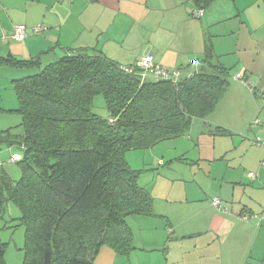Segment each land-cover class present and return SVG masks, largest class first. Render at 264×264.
Here are the masks:
<instances>
[{"label":"trees","instance_id":"16d2710c","mask_svg":"<svg viewBox=\"0 0 264 264\" xmlns=\"http://www.w3.org/2000/svg\"><path fill=\"white\" fill-rule=\"evenodd\" d=\"M213 1L192 0L198 9ZM218 58L207 43L196 70L155 79L94 47L66 50L43 66L38 56H0V64L37 70L12 82L21 132L0 130V146L18 149L10 160L19 155L16 180L0 163V218L8 202L19 210L20 264H94L102 246L133 249L126 217L153 214V196L138 183L144 169L130 167L125 153L186 135L215 110L230 83ZM97 95L106 117L93 110ZM6 247L0 238V264Z\"/></svg>","mask_w":264,"mask_h":264},{"label":"crops","instance_id":"0c3cea01","mask_svg":"<svg viewBox=\"0 0 264 264\" xmlns=\"http://www.w3.org/2000/svg\"><path fill=\"white\" fill-rule=\"evenodd\" d=\"M17 24L26 27L27 34L20 41L11 38ZM37 26L41 30L34 33L32 29ZM213 26L220 28L210 33L208 27ZM224 37L231 39L225 46L220 39ZM207 43L220 62L235 67L225 93L232 91L235 96L231 105L235 108L233 117L249 122L251 117H258L260 120L255 118L257 122L250 123L253 129L247 130L251 131L249 134L264 136L263 100L256 93L264 91V0H214L203 9H198L192 0H0V56H38L42 66L66 50L94 47L122 65H135L140 57L150 54L155 63L169 69L188 68V72L182 71L187 75L201 64L193 62L203 55ZM32 69L35 68L0 64V84L8 80L12 84L31 75ZM237 73L247 83L236 78ZM205 118L195 119L209 124L197 140L207 133L214 136V143L216 137H226L234 129L218 119H213L217 121L213 124ZM215 127L226 132L219 133ZM255 145L260 149L257 157H261L264 146ZM13 153L16 151H11L10 157ZM10 157L8 162L15 163ZM6 170L11 173L8 167ZM259 170L255 178L261 182L264 172ZM230 172H235V176L222 179L225 184L215 188L230 210L223 211L212 203L211 206V192L203 186L196 184L195 189L187 191L184 185L182 198L165 199L167 204L178 202L179 207H168L163 201L155 203L151 215H129L133 249L128 254L102 246L94 264H263L264 214L258 217L255 213H261L262 206L255 202L253 208L251 203L252 197L262 191L255 187L254 178L250 177L252 180L246 184V179L240 178L243 172L239 178H235V168ZM247 191L249 194L244 197ZM150 193L154 203L155 196ZM242 211L257 216L242 220ZM176 245L178 256L174 253ZM159 248L165 252H158Z\"/></svg>","mask_w":264,"mask_h":264},{"label":"rangeland","instance_id":"374dc122","mask_svg":"<svg viewBox=\"0 0 264 264\" xmlns=\"http://www.w3.org/2000/svg\"><path fill=\"white\" fill-rule=\"evenodd\" d=\"M219 28L220 27L214 26L213 28L208 27L210 33ZM215 37L213 36L212 38ZM220 39H222L221 41L224 46L228 44L229 40L231 41V39H226L225 37ZM228 59L230 60L231 58ZM226 66L230 67L229 82L231 83L235 67L232 63H226ZM188 70V68H183L182 71L186 73ZM36 71V69H32L29 74ZM0 82H2V80ZM232 93V91L228 92L215 110L205 118L211 123L214 122L213 124L217 122L213 121V119H218L221 122L227 123L230 128H234L230 129V135L226 137H216L213 143L214 136L206 133L199 137V143L197 136H199L201 132H206L209 124L203 125L200 124L198 120H194L189 133L186 135L161 141L146 149H134L125 153V159L130 167L134 169H144L138 179V183L145 186L148 190H151L150 192H153L155 196L153 206L156 205L155 203L165 202V199L171 201V199L177 200L178 198H182V196H184V192H182V187L184 185L188 191L189 188L195 189V187H197L196 184H199L211 192L208 197L211 206V200L218 197L221 199L220 209L223 211L230 210V205L223 203L222 198L215 193V188L225 184L222 179L235 176V172H230V169L232 167L236 169L235 178H239V173L243 172L240 178H245L246 184H249V180L251 179L248 176V172H253L257 175L258 168H261L259 172H264V153L261 151L262 156L257 157L256 152L260 149L256 148L257 145H255L257 138L264 140V136L249 134L251 131L248 132L247 130L253 129L250 123L258 117H251V122L247 121V119L236 120L233 117L235 108L231 106L234 104L233 98L235 97ZM256 93L257 97L261 99V91L257 90ZM227 104L228 106L223 111V107ZM17 107L18 101L13 84H11L9 80L4 85L1 83L0 130L14 127V132H21V127L18 126L21 117L18 112L14 111ZM262 107H264L263 103ZM93 110L103 117L108 115L102 95H97L94 98ZM211 119L212 121H210ZM258 120L260 119L258 118ZM11 151H18V149L16 146H0V162L3 163L2 167L5 170L7 167L9 168L11 177L16 180L20 176V169L16 163L8 162ZM254 158L257 160H255V165L253 166L254 163L252 162ZM246 175L249 178H246ZM257 178L258 177L253 179L256 180L254 184L262 193H258L252 197L251 203L252 207L255 202L261 204V213L255 214L262 218L264 214L262 213L264 212V174L261 182H259ZM191 189V194H194ZM238 193H240V191H238ZM248 194L247 191L244 197H247ZM178 205H180L178 202L166 203L168 207H179ZM255 210L258 209L256 208ZM18 215L19 210L15 204L8 202L3 217L0 218V238L4 242H7L5 251L6 264H20L22 260L24 228L23 226L14 227L17 223L16 217H18ZM130 219L132 221L131 217H126L128 223H130ZM251 219L253 220V218ZM184 244L188 245L189 242ZM158 250V252L162 254L165 252L164 248H159ZM174 253L176 256L180 255V250L177 245ZM262 263L264 264L263 261Z\"/></svg>","mask_w":264,"mask_h":264},{"label":"built area","instance_id":"2783aa9c","mask_svg":"<svg viewBox=\"0 0 264 264\" xmlns=\"http://www.w3.org/2000/svg\"><path fill=\"white\" fill-rule=\"evenodd\" d=\"M198 15L201 14V10L197 11ZM41 30V27L37 26L34 27L32 29V31L34 33H38ZM26 27L23 24H17L13 27V30L11 32V38L15 41H20L22 39H24V37L26 36ZM137 66L139 68L142 69V73L143 76H147V75H151L152 77H154L155 79H162V78H176L179 75V71L177 69H169L166 66H163L159 63H155L151 57L150 54H146L143 55L142 57H140V59L137 62ZM125 70L130 71V69L125 68ZM236 78L241 79L243 82L247 83V81H245L242 78V75L237 73L235 75ZM261 98L263 100L264 103V91L261 92ZM254 122H257V120H255ZM257 144L263 145L264 146V141H262L261 139H257L255 141ZM19 158L18 154H14L12 155L11 161H14L16 159ZM249 177L251 178H255V174L253 172H248ZM211 203L217 207V208H221V201L220 198H214L211 200ZM254 216L256 217L257 215L251 214L248 211H242L239 215V218L242 220H247L249 217Z\"/></svg>","mask_w":264,"mask_h":264}]
</instances>
